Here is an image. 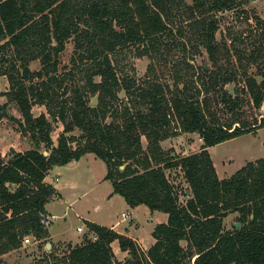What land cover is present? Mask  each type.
<instances>
[{
    "label": "trees",
    "instance_id": "trees-1",
    "mask_svg": "<svg viewBox=\"0 0 264 264\" xmlns=\"http://www.w3.org/2000/svg\"><path fill=\"white\" fill-rule=\"evenodd\" d=\"M239 2L0 0V76L8 81V89L0 92L7 98L0 102V118L16 121L32 144L0 155V256L21 247L26 235L48 237L45 204L56 191L44 182L46 174L93 153L106 164L104 178L112 193L131 207L144 204L166 213V222L154 227V242L143 253L130 237L87 221L95 238L86 234L82 243H68L65 253L45 255L37 264H264V156L219 178L208 151L264 127V114L253 113L264 106L262 47L247 55L239 71L226 43L216 40L217 12ZM69 40L82 85L68 86L71 70L57 73L58 55ZM130 47L150 60L140 82L117 73L114 60ZM189 48L195 55L204 49L211 65L192 64ZM222 55L226 65L220 64ZM35 60L41 66L32 70ZM250 63L258 66L255 75L247 72ZM228 84H234L233 93ZM8 102L17 105L21 119L9 116ZM34 104L63 123L56 145L51 121L45 113L33 115ZM75 128L79 136L66 134ZM179 133H197L200 149L167 155L161 141ZM51 146L49 153L42 148ZM172 168L183 172L188 185L184 203L166 175ZM236 211L241 226L223 231L224 217ZM114 240L129 257L115 258Z\"/></svg>",
    "mask_w": 264,
    "mask_h": 264
},
{
    "label": "rangeland",
    "instance_id": "rangeland-1",
    "mask_svg": "<svg viewBox=\"0 0 264 264\" xmlns=\"http://www.w3.org/2000/svg\"><path fill=\"white\" fill-rule=\"evenodd\" d=\"M188 1L190 2V0ZM216 16L219 19L216 40L220 45L226 43L224 48L228 49V56L230 57L232 65L237 70L241 71L240 64H245L247 55L256 47H262L261 52L264 53V0H241V2L234 5L231 9L217 12ZM257 20H259V22ZM175 22L176 25L179 23L177 19ZM73 48V42L69 40L58 55L57 73L61 74L65 71H72L66 78L68 86H72L75 83L82 85L83 83V80H79L82 73L72 66L71 56L73 55ZM187 56L193 57L192 60L190 59V62L195 66L204 63L209 66L211 65V61L208 60L204 49H200V53L195 55L193 50L189 48ZM239 56H243L241 61ZM225 59V55H222L220 64L226 65ZM114 61H116L115 65L120 79L126 77L140 82L146 76L150 60L146 56H137L135 50L130 47L119 53ZM40 66L38 60L30 63V68L32 70H37ZM246 66L248 73L256 74L258 67L256 63H250ZM256 78L260 80L259 76H256ZM94 79L97 81L99 78L95 77ZM226 87L232 93L234 92V84H228ZM7 89L8 81L6 77L0 76V92L6 91ZM118 95L123 99V103L128 99L124 90L119 91ZM0 102H7V98L5 96H0ZM119 102L120 101L114 102L113 105L118 106ZM7 113L9 116L19 119L22 118L14 102L7 103ZM32 113L36 116L40 113H45L47 115L53 127L50 133L52 145H56L59 134L63 132V123L49 116L44 105L34 104L32 106ZM253 113H262L260 115L262 116L264 110L253 109ZM108 120H110V118ZM80 133L79 129L75 128L72 132L66 134L79 136ZM142 144L144 147L146 146L144 137H142ZM160 144L167 155L171 153L177 156H183L197 152L200 149L202 140L197 133H179L162 140ZM71 145L75 146L76 143L72 142ZM31 147L32 144L30 140L21 135L16 121L7 117L0 118V155H6L10 149L24 151ZM42 148L49 153L52 146L49 148ZM208 151L218 177L227 178L246 162L264 156V127L258 128L255 132L243 133L210 146ZM77 163L76 166H69V163L56 165L49 173V180H54L55 176L58 175L57 181L61 183V190L59 191L62 194L59 198L51 200L48 204L49 211L56 215L51 225V231L57 238L67 239L73 242L80 241L83 232L77 231L76 228L79 225L84 227V221L79 217V214L85 213V211H89L91 214L90 216L105 218L111 222L119 220L117 227L123 229L130 221L120 220V214L123 211L131 210L127 206L124 198L118 194L109 201H99V196L102 191L109 186L111 189L110 180H103L106 175L105 162L96 157L93 153H88L77 161ZM165 172L169 182L172 183L173 186H177L180 190L179 202L184 203L188 197L185 192H189V189L185 182L183 172L179 168L167 169ZM76 175L77 177L74 178ZM92 175H94V177ZM57 181L54 180V182ZM98 202L102 205V209H97L95 207ZM68 203L70 204L68 205ZM129 215L132 216V213L130 212ZM133 217L131 229L137 228L135 231L143 238L144 245L150 242L152 237L151 231L154 226L158 223H164L167 220L166 213L162 211L153 212L144 204H140L134 210ZM162 219L166 220L160 221ZM237 222H239L238 212H230L223 219V231H231L235 228H239L241 225L235 227V223ZM89 235L92 236V233L88 234V236ZM28 236L30 237V242L26 244L22 243L21 247L2 254L0 256V264H37V259H41L45 255H62L67 251V244H65L64 241L53 240L50 237L36 241L32 235ZM48 243L50 245H47ZM181 244L185 246L186 241H181ZM146 251L147 250L144 252Z\"/></svg>",
    "mask_w": 264,
    "mask_h": 264
},
{
    "label": "crops",
    "instance_id": "crops-1",
    "mask_svg": "<svg viewBox=\"0 0 264 264\" xmlns=\"http://www.w3.org/2000/svg\"><path fill=\"white\" fill-rule=\"evenodd\" d=\"M88 154V153H86ZM85 155V154H84ZM83 155V156H84ZM83 156H81L78 160H73L71 163H69V166H76L77 161H79ZM53 168V167H52ZM52 168L48 171V173L46 174L45 178H44V182L48 183V184H51L54 189H55V195L53 198H51L46 204H45V217H46V220H47V223H46V228L48 230V237L52 238L53 240H60V241H64L65 244H68V243H71V244H80L82 243L81 240H83V236L87 234H90L92 232L89 231L87 225H86V222L87 221H90V222H94V223H97V224H100V225H103V226H106L108 228H111L113 229L114 231L120 233V234H123L125 236H128L130 237L131 239H133L135 241V243L139 246V248L142 250V251H145L149 248V246H151V244L154 242V238L151 237V240L150 242H148L147 245H144L143 243V238L141 236L138 235V233L135 231L137 228H134V229H131L132 227V221L134 219L133 217V212L134 210L139 206H135V207H131L129 206L127 203V206L131 209L130 211H123V212H131L132 213V216H130V218H125L123 219L122 218V212L120 214V217L122 221L124 220H129V224L127 226H124L123 229L122 228H118V224H119V220L118 221H115V222H111L109 221L108 219H105V218H99V217H96V216H90V212L89 211H85V213H81L79 214L80 218L84 221V227H82L81 230H78L77 228V231L79 232H83V235L81 237V240L80 241H76V242H73V241H69L67 239H62V238H57L54 233L51 231V225L52 223L54 222V218H56V215L55 214H52L49 209H48V204L51 202V200L55 199V198H59L62 194L60 193L59 190H61V183L58 180V175L55 176V181L57 182H54V180H49V173L50 171L52 170ZM94 177V175H92ZM76 176H74V178H76ZM102 177V176H101ZM104 177V176H103ZM95 180H98L97 178H94ZM103 180H106V179H103ZM100 181V180H99ZM113 191V187H112V184H111V189H110V186L109 187H106L102 193L100 194L99 196V201H109L111 198H113L115 195H118L117 193H112ZM111 192V193H110ZM70 203H68L69 205ZM97 209H102V205L100 204V202H98V204H96L95 206ZM150 210V209H149ZM154 211H158V210H154ZM153 211V212H154ZM167 215V214H166ZM166 220V219H165ZM164 219L160 220V221H165ZM80 226V225H79ZM77 226V227H79ZM136 227V226H135ZM155 227V226H154ZM154 229V228H153ZM152 232V231H151ZM91 235H89L88 237H90ZM92 236H94V233H92ZM91 236V237H92ZM37 241V240H36ZM40 241V240H38ZM111 248H112V251L114 253V256L117 260L121 261V260H124L125 258L129 257V254L127 253V251H123L120 249L119 247V243L117 240H114L113 242H111L110 244ZM145 253V252H143Z\"/></svg>",
    "mask_w": 264,
    "mask_h": 264
},
{
    "label": "built area",
    "instance_id": "built-area-1",
    "mask_svg": "<svg viewBox=\"0 0 264 264\" xmlns=\"http://www.w3.org/2000/svg\"><path fill=\"white\" fill-rule=\"evenodd\" d=\"M121 215H122V218H125V217L129 218V217H130L129 212H122ZM44 223H47L46 218H45V220H44ZM77 229H78V230H81L82 227L79 226V227H77ZM93 238H95V237H93ZM29 242H30V237H29L28 235L24 236V237H23V240H22V243H23V244H26V243H29Z\"/></svg>",
    "mask_w": 264,
    "mask_h": 264
},
{
    "label": "water",
    "instance_id": "water-1",
    "mask_svg": "<svg viewBox=\"0 0 264 264\" xmlns=\"http://www.w3.org/2000/svg\"><path fill=\"white\" fill-rule=\"evenodd\" d=\"M97 101H98V96H97V94H95V95L92 97L90 104H91L92 106H94V105H96ZM263 108H264V106L261 107V109H263ZM71 162H72V161H71ZM71 162H69V163H71ZM240 225H241L240 222L235 223V227H239ZM47 245H50V244L48 243Z\"/></svg>",
    "mask_w": 264,
    "mask_h": 264
}]
</instances>
